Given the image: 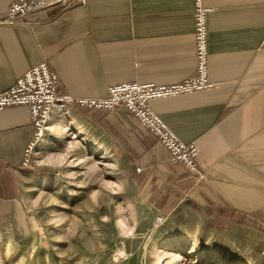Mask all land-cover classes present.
<instances>
[{
  "label": "crops",
  "instance_id": "0c3cea01",
  "mask_svg": "<svg viewBox=\"0 0 264 264\" xmlns=\"http://www.w3.org/2000/svg\"><path fill=\"white\" fill-rule=\"evenodd\" d=\"M12 1L0 0V91L43 61L59 75L61 91L80 97H103L126 81L174 83L196 70L195 0H87L37 10L14 24L5 20ZM203 1L211 8L214 86L150 101L184 142L197 144L201 174L172 163L125 109L68 108L79 131L87 125L127 138L143 164L139 182L147 196L173 191L178 204L195 202L264 236V0ZM62 108H55L46 137L65 123ZM70 124L72 118L64 127ZM33 134L28 106L0 109V205L19 207L32 178L23 159Z\"/></svg>",
  "mask_w": 264,
  "mask_h": 264
},
{
  "label": "rangeland",
  "instance_id": "374dc122",
  "mask_svg": "<svg viewBox=\"0 0 264 264\" xmlns=\"http://www.w3.org/2000/svg\"><path fill=\"white\" fill-rule=\"evenodd\" d=\"M73 112L62 108L56 137L23 165L32 178L19 207L0 205V264H264L262 233L173 191L147 196L127 138L79 131Z\"/></svg>",
  "mask_w": 264,
  "mask_h": 264
},
{
  "label": "built area",
  "instance_id": "2783aa9c",
  "mask_svg": "<svg viewBox=\"0 0 264 264\" xmlns=\"http://www.w3.org/2000/svg\"><path fill=\"white\" fill-rule=\"evenodd\" d=\"M87 0H14L8 7L6 21L17 23L21 17L34 11L56 7L67 9ZM211 8L203 0H195L196 70L181 81L169 84L126 81L110 85L103 97L74 96L59 89V75L43 61L31 66L7 89L0 91V109L10 106H28L31 111L34 134L24 152L27 165L38 144L46 137L51 116L57 106L86 109L122 108L133 114L148 131L169 151L171 161L181 162L193 172L197 168L198 146L184 142L150 106L152 99L193 93L214 86L210 78L208 13Z\"/></svg>",
  "mask_w": 264,
  "mask_h": 264
},
{
  "label": "trees",
  "instance_id": "16d2710c",
  "mask_svg": "<svg viewBox=\"0 0 264 264\" xmlns=\"http://www.w3.org/2000/svg\"><path fill=\"white\" fill-rule=\"evenodd\" d=\"M233 218V217H232ZM237 221V220H236ZM238 222H241V223H243L242 221H238Z\"/></svg>",
  "mask_w": 264,
  "mask_h": 264
},
{
  "label": "bare ground",
  "instance_id": "6f19581e",
  "mask_svg": "<svg viewBox=\"0 0 264 264\" xmlns=\"http://www.w3.org/2000/svg\"><path fill=\"white\" fill-rule=\"evenodd\" d=\"M179 248H181V246L179 245Z\"/></svg>",
  "mask_w": 264,
  "mask_h": 264
}]
</instances>
